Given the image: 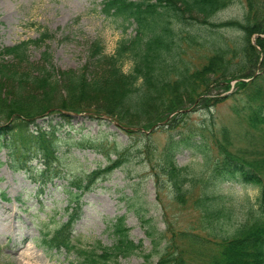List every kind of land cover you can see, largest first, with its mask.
I'll list each match as a JSON object with an SVG mask.
<instances>
[{
	"label": "trees",
	"instance_id": "16d2710c",
	"mask_svg": "<svg viewBox=\"0 0 264 264\" xmlns=\"http://www.w3.org/2000/svg\"><path fill=\"white\" fill-rule=\"evenodd\" d=\"M232 1L103 0L102 13L118 19L122 32L135 25L133 36L119 39L111 54L104 53L99 40L92 43L93 50L86 60L94 65L103 63L106 70H97L88 77L79 71L58 72L50 68L39 72L40 78L33 81L39 86L36 89L39 97L30 93L22 95L21 86L13 96L8 91L0 94V147L6 150V166L24 171L28 182L35 185V193H41L45 185L57 179L63 177L65 180L61 190L66 195V216L51 231L40 234L39 241L46 250L72 253L75 259L70 264H114L118 257L130 255L141 244L129 239L122 219L111 224L110 246L96 244L87 248L74 242L72 228L79 217L80 196L90 191L97 178L110 171L115 163L110 160V165L84 176H62L54 148L56 128L49 121L45 126H38L33 122L35 118L54 113L61 121H67L69 113L87 112L92 117L110 116L119 128L131 134L135 132L132 127H138L136 123L143 121L145 129L169 114H180L188 104L217 102L225 97L220 94L231 88L229 82L235 80V87L245 90L246 99L233 105L243 129L231 132L226 127L219 128V140L212 141L217 151L213 160L204 149L202 133L188 130L186 134L170 136L160 168L172 197L178 201L186 192L182 186L186 177L185 168L174 164V156L186 148L199 152L204 166L211 163L209 180L217 179V183H221L224 179H234L257 189L252 217L239 223L234 231H228L226 227L232 220L231 206L225 205L228 195H205L207 198L196 200L195 206L201 211L206 233L179 230L176 236L167 227L169 243L162 245L154 264H264V158L251 157L231 143V138L246 134L244 129L255 130L264 138V99H259V87L246 92L248 85L256 80L264 82V0H245V11L240 19L213 22L211 17ZM219 29L238 30L236 42L220 41ZM43 32L35 39L0 47V76L11 63L3 59L23 61L27 47H38L47 37ZM39 54L47 64L50 57L47 50L43 48ZM126 62H129L128 72L121 68ZM213 90L216 92L211 93ZM54 91L64 95L58 106L50 105L45 96ZM152 109L157 114L150 118L145 111ZM136 113L145 114L137 119ZM146 115L152 122H144L148 118ZM173 117L167 120L168 124ZM81 145L91 147L88 141ZM114 154H117L118 164L121 163L124 157L117 152ZM140 221L145 224L144 231L154 248L158 245L155 228L148 219ZM159 232L164 239L167 233ZM170 243L175 245L170 247Z\"/></svg>",
	"mask_w": 264,
	"mask_h": 264
},
{
	"label": "rangeland",
	"instance_id": "374dc122",
	"mask_svg": "<svg viewBox=\"0 0 264 264\" xmlns=\"http://www.w3.org/2000/svg\"><path fill=\"white\" fill-rule=\"evenodd\" d=\"M102 2L0 0V47L35 39L43 31L47 36L38 47H27L23 61L16 62L9 57L3 59V62L11 63L8 66L10 68L1 72L0 94L8 91L13 96L16 88L21 86L22 95L30 93L39 97L40 92L36 90L39 86L33 81L40 78L39 72L49 71L50 68L58 72L79 71L88 77L97 70H106L103 63L94 65L86 60L93 50L92 43L99 40L104 53L111 54L119 39L133 36L135 25L128 26L122 32V24L118 19L102 13ZM244 11L245 0H233L216 12L211 20L222 22L240 19ZM220 34V41L228 39L236 42L239 31L225 29L220 30ZM43 48L50 56L47 64L39 54ZM190 58L195 59L192 54ZM128 67L129 62L121 66L124 72H128ZM234 83L235 80L229 82L231 88L221 93L220 96L225 97L217 102L207 100L201 104H188L185 111L169 114L163 120L150 121L157 112L154 109L146 110L151 117L146 115L148 118L144 122L150 121L152 124L143 129V121L136 123L138 127L131 134L119 128V124L110 116L92 117L87 112L69 113L67 121H61L54 113L35 118L33 122L38 126H45L46 121H49L56 128L54 148L57 167L62 176H84L105 168L112 161L115 163L110 171L97 178L90 191L80 196L79 217L72 228L74 242L87 248L96 244L110 246L111 224L122 219L129 239L141 246L126 257H118L114 264H154L162 245L169 243L167 227L176 236L179 230H194L200 235L206 233L200 218L201 211L195 206V201L206 199L208 194L228 195L229 201L225 205L231 206L232 216L226 227L228 231H234L239 223L249 220L252 207H255L257 189L239 184L234 179H224L221 183H217V179L209 180L211 163L204 166L199 152L186 148L177 151L174 156V164L185 168L186 177L182 185L186 192L178 201L172 197L171 188L160 168L170 136L189 131L202 133L204 149L209 159L213 160L217 151L212 141L216 138L219 140V128L223 126L231 132L243 129L233 105L246 99L245 90L237 89ZM257 87L260 89L259 99H264L262 79L248 85L246 92H253ZM215 92L213 90L211 93ZM45 96L52 106L60 105L64 97L56 91ZM142 114L136 113V118L140 119ZM172 116L173 121L168 124L167 120ZM27 127L31 129L29 125ZM243 131H246L245 135L231 138L232 145L251 157L264 158V138L255 130ZM87 141L91 147L85 148L81 142L86 144ZM115 152L124 157L119 164ZM5 153L6 150L0 147V264H70L75 259L72 253L46 250L39 241L41 233L51 231L65 219L66 195L61 190L65 180L63 177L57 179L53 184L45 185L41 193H35V185L28 182L24 171L6 166ZM140 219L150 220L155 228L153 232L158 245L154 248L144 231L145 224ZM157 232H166L167 235L161 239ZM174 245L169 244L170 247Z\"/></svg>",
	"mask_w": 264,
	"mask_h": 264
},
{
	"label": "water",
	"instance_id": "95a60500",
	"mask_svg": "<svg viewBox=\"0 0 264 264\" xmlns=\"http://www.w3.org/2000/svg\"><path fill=\"white\" fill-rule=\"evenodd\" d=\"M117 125V124H116ZM133 129H136V128H133Z\"/></svg>",
	"mask_w": 264,
	"mask_h": 264
}]
</instances>
